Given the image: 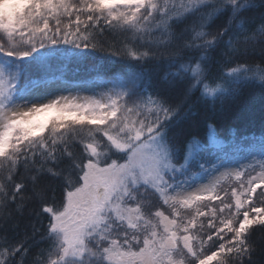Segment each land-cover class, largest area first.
I'll return each mask as SVG.
<instances>
[{
    "label": "snow or ice",
    "instance_id": "obj_1",
    "mask_svg": "<svg viewBox=\"0 0 264 264\" xmlns=\"http://www.w3.org/2000/svg\"><path fill=\"white\" fill-rule=\"evenodd\" d=\"M254 81L264 0H0V264H255L264 135L218 137Z\"/></svg>",
    "mask_w": 264,
    "mask_h": 264
},
{
    "label": "trees",
    "instance_id": "obj_2",
    "mask_svg": "<svg viewBox=\"0 0 264 264\" xmlns=\"http://www.w3.org/2000/svg\"><path fill=\"white\" fill-rule=\"evenodd\" d=\"M103 55V54H101ZM105 76L112 75L120 71L124 65L116 62H105ZM76 64L71 63V68L76 69ZM96 73L85 75L78 73V77L93 79ZM31 78H36L35 74ZM65 78L73 79V73L69 71L65 74ZM239 106V111H234L233 116L219 125L218 137L225 145L231 141L238 140L242 136L259 137L264 135V84L259 81L247 83L243 86L241 95L236 101ZM202 135L206 139V130H202ZM211 157L209 160L211 161ZM232 182L224 184V187L230 188ZM256 241L257 252L254 257L255 264H264V252L260 251L261 246H264V237L259 232L253 234L252 237Z\"/></svg>",
    "mask_w": 264,
    "mask_h": 264
},
{
    "label": "rangeland",
    "instance_id": "obj_3",
    "mask_svg": "<svg viewBox=\"0 0 264 264\" xmlns=\"http://www.w3.org/2000/svg\"><path fill=\"white\" fill-rule=\"evenodd\" d=\"M95 81V78L91 79ZM102 89L99 87H95L93 85L87 86V88H82L80 90H77L76 88H69L66 91H63L62 95H72V96H88V95H93L95 93L100 92ZM249 145H244L240 148L238 151H229V159L231 161L230 166L231 167H236L237 164L239 163H246V162H251L250 160L247 159L248 156V151ZM195 171V169H194Z\"/></svg>",
    "mask_w": 264,
    "mask_h": 264
}]
</instances>
